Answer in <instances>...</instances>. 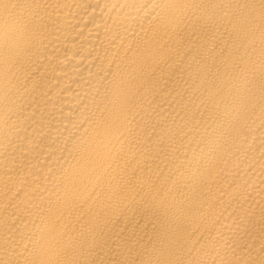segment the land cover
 Listing matches in <instances>:
<instances>
[{"label":"bare ground","instance_id":"obj_1","mask_svg":"<svg viewBox=\"0 0 264 264\" xmlns=\"http://www.w3.org/2000/svg\"><path fill=\"white\" fill-rule=\"evenodd\" d=\"M0 264H264V0H0Z\"/></svg>","mask_w":264,"mask_h":264}]
</instances>
